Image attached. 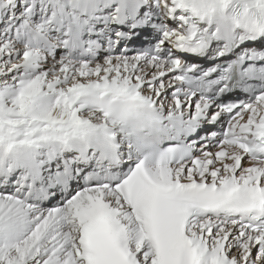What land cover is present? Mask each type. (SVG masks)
<instances>
[{
	"label": "snow or ice",
	"instance_id": "1",
	"mask_svg": "<svg viewBox=\"0 0 264 264\" xmlns=\"http://www.w3.org/2000/svg\"><path fill=\"white\" fill-rule=\"evenodd\" d=\"M0 264H264V0H0Z\"/></svg>",
	"mask_w": 264,
	"mask_h": 264
}]
</instances>
